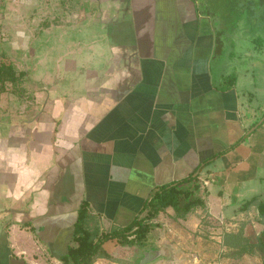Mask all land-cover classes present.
<instances>
[{
    "label": "crops",
    "instance_id": "0c3cea01",
    "mask_svg": "<svg viewBox=\"0 0 264 264\" xmlns=\"http://www.w3.org/2000/svg\"><path fill=\"white\" fill-rule=\"evenodd\" d=\"M112 1L97 30L72 28L98 32L93 43L63 39L45 63L56 67L35 74L41 86L0 104V264H72L62 258L83 203L101 231L123 228L191 176L178 187L189 198L163 195L143 247L109 239L120 262L92 264H137L155 245L173 264H262L258 250L232 256L224 244L225 232L243 226L257 243L264 229L263 103L255 71L245 87L239 27L203 0Z\"/></svg>",
    "mask_w": 264,
    "mask_h": 264
},
{
    "label": "rangeland",
    "instance_id": "374dc122",
    "mask_svg": "<svg viewBox=\"0 0 264 264\" xmlns=\"http://www.w3.org/2000/svg\"><path fill=\"white\" fill-rule=\"evenodd\" d=\"M112 3V0H0V64L12 62L18 71L27 72L17 84L7 81L2 85L0 82V95L4 93V97L0 96V104L9 105L6 101L13 100L15 96L23 98L34 92L35 85L41 86L35 74L43 75L48 66L56 67L45 63L47 59L61 55L63 39L70 41L72 38L68 37L71 36L86 46L93 43L98 32L83 35L79 30L84 27L97 30L96 22L101 20L97 14L101 12L103 15L107 9L113 8ZM203 4L205 9L223 15L231 30L238 26L239 33L243 34L240 35L239 54L243 65L250 68L245 77V87H253L254 76L251 73L255 71V104L263 103L264 114V0H203ZM76 26L81 28L73 30ZM57 41L59 45L53 48L52 43L57 44ZM25 101L28 103V98H24ZM136 252L140 253V250L136 249ZM257 252L262 257V252ZM174 259L173 254L167 255L153 264H173ZM200 259L194 264H207L221 258ZM261 260L264 264L263 258Z\"/></svg>",
    "mask_w": 264,
    "mask_h": 264
},
{
    "label": "trees",
    "instance_id": "16d2710c",
    "mask_svg": "<svg viewBox=\"0 0 264 264\" xmlns=\"http://www.w3.org/2000/svg\"><path fill=\"white\" fill-rule=\"evenodd\" d=\"M26 73L27 72L23 70L18 71L12 62L6 63L4 61L0 64V82L2 85L7 81L13 84L19 83ZM242 139L243 138L239 139L234 145L238 144ZM194 178L195 177L191 176L190 178L181 179L175 184L163 185L148 201L147 213L143 217L133 220L129 225L123 228H113L106 232L100 230L97 221L90 215L87 204L83 203L79 210L75 227V245L69 248L68 254L62 258L63 261L65 263L72 262V264H92L97 258L105 257L120 262L119 259H115L104 249L103 243L109 239L117 238L122 244H137L143 247L154 225L151 219L161 210V199H163V195L167 193H173L174 195L182 193L189 198L191 191L184 190L182 192L178 187L179 185L181 186L184 183H188V181ZM194 188L197 189L198 186L195 185ZM257 200L258 197H253L247 202V206ZM197 201L198 200L188 201L183 209L188 211L191 205ZM257 206L264 224V201L258 200ZM135 226L136 228L133 229ZM224 244L231 248L230 255L232 256H242L245 253H253L255 250H259L262 252V258L264 260V229L258 237L257 243H251L244 235L243 226L240 227L238 231L225 232Z\"/></svg>",
    "mask_w": 264,
    "mask_h": 264
},
{
    "label": "water",
    "instance_id": "95a60500",
    "mask_svg": "<svg viewBox=\"0 0 264 264\" xmlns=\"http://www.w3.org/2000/svg\"><path fill=\"white\" fill-rule=\"evenodd\" d=\"M262 120H260V122H262ZM166 255L167 250L164 247L155 245L149 248H145L142 250L139 262L137 264H149Z\"/></svg>",
    "mask_w": 264,
    "mask_h": 264
}]
</instances>
